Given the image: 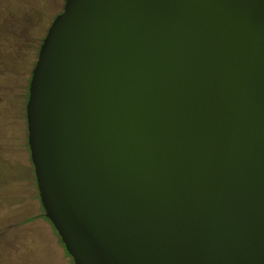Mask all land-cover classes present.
I'll return each instance as SVG.
<instances>
[{"label": "water", "instance_id": "95a60500", "mask_svg": "<svg viewBox=\"0 0 264 264\" xmlns=\"http://www.w3.org/2000/svg\"><path fill=\"white\" fill-rule=\"evenodd\" d=\"M26 120L74 264H264V0H67Z\"/></svg>", "mask_w": 264, "mask_h": 264}, {"label": "rangeland", "instance_id": "374dc122", "mask_svg": "<svg viewBox=\"0 0 264 264\" xmlns=\"http://www.w3.org/2000/svg\"><path fill=\"white\" fill-rule=\"evenodd\" d=\"M67 0H0V264H61L40 222L37 184L26 141L29 84L40 47ZM23 124V125H22ZM2 143V142H1ZM65 257V256H64ZM61 259V262H60ZM70 262V261H69Z\"/></svg>", "mask_w": 264, "mask_h": 264}, {"label": "trees", "instance_id": "16d2710c", "mask_svg": "<svg viewBox=\"0 0 264 264\" xmlns=\"http://www.w3.org/2000/svg\"><path fill=\"white\" fill-rule=\"evenodd\" d=\"M0 126H2V125H0ZM24 126L26 127V131H27V134H28L27 120L25 121ZM1 128H3V127H0V152H3L4 155L6 157H8L7 154L5 153V150H3L1 148L6 147V144H10L9 143L10 142L9 141V136H6L4 129H1ZM26 146H27L28 152L30 153V149H29V145H28V139L26 141ZM30 158H31V153H30ZM34 184L36 185V182L35 181H34ZM37 190H38V188H37ZM37 199H38L39 204H40L41 215H38L35 218L30 219V220L28 219L27 222L32 221V223H33V222H40L41 221L40 222V225L42 226L43 231L40 232V231L36 230L34 233H39L42 236L46 237L48 239V241H49L50 247H53L54 251H57L59 255L62 254V253H64V256L65 257L64 256L62 257V262H65L66 260H69L70 262L69 261L68 262L66 261L67 264H74L72 258L67 253V251L65 249V246L62 243V240L59 237L58 233L54 229V227L51 224V222L49 220H47L46 217H45V212H44V210L42 208V205H41V202H40V198H39V192L38 191H37ZM60 250L62 251V253H59ZM60 262H61V259H60ZM61 264H64V263H61Z\"/></svg>", "mask_w": 264, "mask_h": 264}]
</instances>
